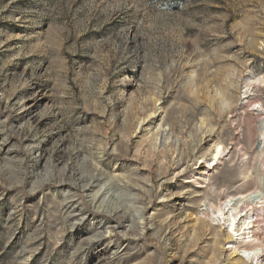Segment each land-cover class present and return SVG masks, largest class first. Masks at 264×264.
Here are the masks:
<instances>
[{
  "label": "rangeland",
  "instance_id": "obj_1",
  "mask_svg": "<svg viewBox=\"0 0 264 264\" xmlns=\"http://www.w3.org/2000/svg\"><path fill=\"white\" fill-rule=\"evenodd\" d=\"M263 75L264 0H0V264H251L200 212L264 190Z\"/></svg>",
  "mask_w": 264,
  "mask_h": 264
},
{
  "label": "bare ground",
  "instance_id": "obj_2",
  "mask_svg": "<svg viewBox=\"0 0 264 264\" xmlns=\"http://www.w3.org/2000/svg\"><path fill=\"white\" fill-rule=\"evenodd\" d=\"M260 81H264V75L260 78ZM260 107L263 109L261 105ZM248 127L251 140L254 126L248 124ZM256 127L258 128V131H260V135L264 138V118L259 121V124ZM262 150V148L257 150L258 157L261 156ZM225 151V145L219 140L215 141L209 151L210 157L208 159L204 158L203 161H200L206 163L203 165L205 168L190 175L192 182L197 184L209 180L211 178V170L216 168ZM177 163L179 164V161ZM177 170L178 169L175 168L171 172V175H178L181 170ZM240 174L242 181L240 186L234 190H220V193L217 194V204L211 203L207 199L206 192L209 190H206L208 186H199L204 188L201 199L204 207L200 213L204 217L208 216L209 220L213 221L215 224H222L224 226L226 239L229 243L228 249L230 250V254L233 255L236 252H239V259L241 261H250L251 264H264L260 263L264 260V227L259 226L258 224L264 211V190L259 185L261 180L259 183L253 181L256 176H253L251 172L242 169ZM210 191L213 193L218 191V189L216 187H211ZM221 199H223V201H219Z\"/></svg>",
  "mask_w": 264,
  "mask_h": 264
}]
</instances>
